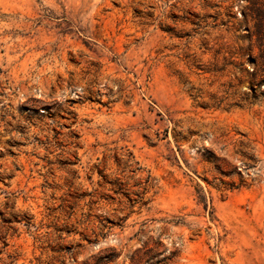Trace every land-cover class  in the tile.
<instances>
[{"label":"rangeland","instance_id":"rangeland-1","mask_svg":"<svg viewBox=\"0 0 264 264\" xmlns=\"http://www.w3.org/2000/svg\"><path fill=\"white\" fill-rule=\"evenodd\" d=\"M0 264H264V0H0Z\"/></svg>","mask_w":264,"mask_h":264}]
</instances>
